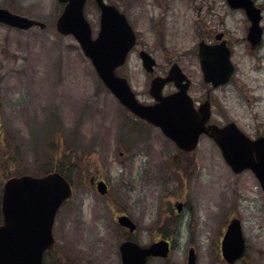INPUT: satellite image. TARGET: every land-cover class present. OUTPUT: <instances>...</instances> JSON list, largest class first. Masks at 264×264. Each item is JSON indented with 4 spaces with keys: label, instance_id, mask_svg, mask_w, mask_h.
I'll return each instance as SVG.
<instances>
[{
    "label": "rangeland",
    "instance_id": "rangeland-1",
    "mask_svg": "<svg viewBox=\"0 0 264 264\" xmlns=\"http://www.w3.org/2000/svg\"><path fill=\"white\" fill-rule=\"evenodd\" d=\"M105 1L127 15L138 34L116 73L141 103H152V77L177 64L196 106L210 100L212 123L233 122L251 139L264 137V34L261 47L251 50L242 9H230L226 0ZM252 1L264 28V0ZM62 7L57 0H0V8L46 25L27 31L0 25V198L8 178L45 175L55 166L73 187L57 212L55 246L44 264H121L123 240L147 245L159 236L172 240V252L148 264H186L190 248L195 264H226L222 230L232 217L241 221L247 248L236 264H264V193L254 175L233 174L207 137L186 154L124 110L74 38L56 32ZM85 16L96 37L98 10L88 4ZM219 32L228 39L235 71L228 84L212 88L203 81L198 43H213ZM141 49L156 61L153 74L142 67ZM174 91L170 83L163 93ZM95 179L107 184L106 196L91 184ZM177 202L184 204L179 215ZM121 213L139 227L136 235L117 225Z\"/></svg>",
    "mask_w": 264,
    "mask_h": 264
},
{
    "label": "water",
    "instance_id": "water-1",
    "mask_svg": "<svg viewBox=\"0 0 264 264\" xmlns=\"http://www.w3.org/2000/svg\"><path fill=\"white\" fill-rule=\"evenodd\" d=\"M65 3L56 20V31L62 36H73L82 53L94 67L102 84L133 116L158 128L161 133L186 153L194 151L200 136L211 139L220 150L221 156L233 173L251 171L264 192V137L250 139L235 123L224 126L209 123L211 105L205 100L197 108L188 95L189 79L174 64L166 77L155 76L150 81L149 95L153 104H142L132 92L127 80L118 76L116 69L126 62L136 37L125 16L103 0H94L101 12L100 29L95 39L86 21L83 9L87 0H58ZM231 9H243L250 22L247 41L252 49L261 42L259 27L260 9L251 0H226ZM0 24L29 30L44 29L41 22L13 14L0 8ZM221 36V35H220ZM220 36H216L219 40ZM142 66L153 73L155 60L145 51L139 52ZM198 58L203 81L213 88L226 85L234 72L230 51L224 41L208 45L198 44ZM173 83L176 91L163 95L164 87ZM100 194L106 186L99 182ZM71 196L67 180L59 173L44 177L21 176L7 180L3 186L0 225V264H42L43 254L54 245L52 226L55 215L66 199ZM120 225L134 230L127 217L118 218ZM168 244L159 242L148 248L126 242L120 246L122 264H145L149 256L167 255ZM222 256L228 264H234L245 252V241L239 220L233 219L227 226L221 243ZM194 263L192 250L188 264Z\"/></svg>",
    "mask_w": 264,
    "mask_h": 264
},
{
    "label": "flooded vegetation",
    "instance_id": "flooded-vegetation-1",
    "mask_svg": "<svg viewBox=\"0 0 264 264\" xmlns=\"http://www.w3.org/2000/svg\"><path fill=\"white\" fill-rule=\"evenodd\" d=\"M105 1V0H104ZM106 2V1H105ZM88 3H90V4H92L93 6H95V8L97 9V6H96V4L94 3V1L93 0H89L88 1ZM107 3V2H106ZM107 4H109V3H107ZM118 9V8H117ZM98 10V9H97ZM119 10V9H118ZM120 11V10H119ZM121 12V11H120ZM125 15V14H124ZM99 16H100V13H99V11H98V18H99ZM126 16V18H127V21L129 22V24L131 25V23H130V21L128 20V17H127V15H125ZM261 20H262V17H261ZM261 27V26H260ZM261 30H262V36H263V34H264V28L263 27H261ZM135 34H136V46H137V44H138V38H137V36H138V34L135 32ZM221 35V36H220ZM216 36H220L221 38H219V40H217L216 39ZM204 41V40H203ZM222 41H224L225 42V44H226V46L228 47V39L225 37V34L223 33V32H219V33H216L215 34V36H214V42L213 43H210V44H220ZM263 42V41H262ZM262 42L255 48L256 50H258L260 47H261V45H262ZM229 48V47H228ZM254 49V50H255ZM141 50H143V49H141ZM230 50V49H229ZM230 52H231V50H230ZM219 126H222L221 124H218ZM224 125V124H223ZM182 152V151H181ZM186 167V166H185ZM191 167V166H190ZM55 169H57V168H55ZM93 181H95V188H96V185H97V182H99V181H104V180H92L91 181V184L93 185ZM105 182V181H104ZM107 185V184H106ZM108 187V186H107ZM108 192V191H107ZM65 204V203H64ZM63 204V205H64ZM62 205V206H63ZM183 206H184V204H182V202H177V203H175V205L173 206V208H174V211H175V214L176 215H179V214H181V212L183 211ZM120 216H123V217H128L132 222H133V220L127 215V214H125V213H121V214H119L117 217H116V221H117V218L118 217H120ZM229 222V221H228ZM134 223V222H133ZM2 224V215H1V212H0V225ZM172 224V219H171V217L170 216H168V218L165 220V227L167 228V227H169L170 225ZM227 225H228V223L225 225V227H224V229L222 230V232H223V234H224V232H225V230H226V227H227ZM120 227V226H119ZM134 230L132 231V232H130V230L128 229V228H123V227H120L126 234H128L129 236H132V235H136L137 234V232H138V230H139V227L134 223ZM163 232L164 231H162V234H163ZM221 232V233H222ZM124 242H133V243H135V244H137L139 247H141V248H147V247H149L150 245H152V244H156V243H159V242H163V243H167L168 244V251H167V255H165V256H161V255H157V256H149V257H147V259H146V264H148V262H151V261H153V260H162V261H165V260H167L168 258H169V256H170V254H171V252H172V248H173V242H172V240L170 239V238H163V237H158L156 240H153L152 242H150L149 244H147V245H140V244H138L137 242H135V241H133V240H130V239H125V240H123L121 243H124ZM193 251V253H194V260H195V262H196V254H195V251L193 250V248H190L189 250H188V252H187V258H188V254L190 253V251ZM48 252V251H47ZM46 252V253H47ZM45 253V254H46ZM220 256H221V252H220ZM244 257H245V255H244ZM244 257L242 258V259H240L239 261L241 262V260H243L244 259ZM239 261H236L235 262V264L237 263V262H239ZM44 262V261H43ZM187 264V263H186Z\"/></svg>",
    "mask_w": 264,
    "mask_h": 264
},
{
    "label": "trees",
    "instance_id": "trees-1",
    "mask_svg": "<svg viewBox=\"0 0 264 264\" xmlns=\"http://www.w3.org/2000/svg\"><path fill=\"white\" fill-rule=\"evenodd\" d=\"M8 160H9V158H8ZM73 161V160H72ZM188 165H189V163H188ZM191 166V165H190ZM57 166H55V168H56ZM57 170H59V168L57 169ZM62 172V171H61ZM63 173V172H62Z\"/></svg>",
    "mask_w": 264,
    "mask_h": 264
}]
</instances>
